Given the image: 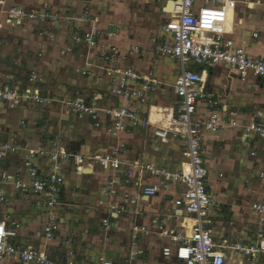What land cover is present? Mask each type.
<instances>
[{
  "label": "crops",
  "instance_id": "0c3cea01",
  "mask_svg": "<svg viewBox=\"0 0 264 264\" xmlns=\"http://www.w3.org/2000/svg\"><path fill=\"white\" fill-rule=\"evenodd\" d=\"M236 1L233 16L231 12H204L203 27L227 31L228 37L241 45L250 58L264 60V4L258 3L264 0ZM10 6L45 13L47 18L7 23L5 12ZM172 6L171 3L167 8L154 0H0V81L8 76L21 89L34 88L52 100L42 105L22 102L13 108L0 105V133L29 148L59 137L72 156L83 160L79 172L73 159L60 165L65 181L60 212L62 240L45 244L38 238L43 213L32 206L29 198L18 197L0 206V219L6 218L8 230L14 233L11 242L46 249L53 259L72 250L78 264L99 260L112 264H184L175 258L174 249L169 258L162 256L163 249L171 246L169 233L183 227V222L173 219L181 213L173 201L183 187L171 185L155 196H147L130 184L116 188L114 196L106 197L108 182L120 179L122 173L103 168L94 160L123 145V158L128 164L151 163L168 171L188 167L183 141L170 136L164 143L153 134L156 128L167 126L178 100L169 85L174 83L180 68L169 57L155 56L152 42L162 37L161 28L171 18ZM201 6L203 0H195L194 9ZM77 32H93L99 44L115 47L120 54L116 67H132L161 84L149 101L151 125L133 127L124 121L123 129L108 131L112 123L103 116L101 127L87 118L67 116V103L76 97L96 95L102 108L117 104L109 93L110 77L103 70L111 65L100 62L97 48L75 44L72 36ZM68 48L72 50L67 53ZM193 70L202 72L198 67ZM32 76L37 81L28 83ZM203 80L208 91L219 97L224 111L238 113L240 124L239 128L206 133L204 138L203 159L209 170L207 190L220 208L210 213L208 226L214 242L227 247L223 253L231 264H264V255H257L250 262L242 253L229 249L236 242L256 245L259 235L264 234V217L250 207L264 191V183L257 177L264 170V138L245 132L248 125L259 121L254 114L264 113V81L252 76L242 81L224 65L207 71ZM143 109L147 112L146 107ZM201 112L200 103L193 118L199 119ZM261 121L264 124L263 118ZM10 161L13 162L0 164V172L18 168L19 156ZM45 166L40 163L41 168ZM137 177L134 172L131 180ZM142 178L145 186H160L158 177L146 173ZM7 193L10 196V191ZM113 204H123L128 211L111 213ZM155 217L165 218L167 232L139 235L132 244L131 227H149ZM105 219L107 226L103 225ZM187 233L185 230L184 235ZM5 264L16 261L6 260Z\"/></svg>",
  "mask_w": 264,
  "mask_h": 264
},
{
  "label": "built area",
  "instance_id": "2783aa9c",
  "mask_svg": "<svg viewBox=\"0 0 264 264\" xmlns=\"http://www.w3.org/2000/svg\"><path fill=\"white\" fill-rule=\"evenodd\" d=\"M163 6L173 4L171 18L161 28L162 37L152 40L153 53L157 57H169L180 68L171 89L178 97L175 108L167 126L156 128L154 136L164 143L170 136L184 142L188 167L182 171H168L157 169L151 163L135 161L128 164L123 158V145L113 149L94 160L103 167L121 171L120 179L113 178L108 182L106 197L114 196L116 188L134 185L142 189L147 196L157 195L162 188L181 186L182 192L173 201L180 214L173 219L183 222V227L171 231L169 237L171 246L164 248L162 256L169 258L174 249L175 258L184 264H231L223 253L225 245H217L213 240L209 216L212 211L220 210L219 204L210 196L207 190L209 170L203 159V142L206 133H218L225 128H239L236 111L222 109L219 97L208 91L204 85L203 75L207 71L224 65L237 73L240 80L249 76L264 81V60L252 59L244 48L237 45L228 37V32L212 30L203 27V13L227 14L233 13L237 7L236 0H203V6L194 9L195 0H154ZM6 13L7 23H20L22 20H44L47 15L36 11H25L18 6L8 7ZM169 38L171 41L167 40ZM256 36L253 37L255 39ZM166 39V40H165ZM72 40L75 44H84L89 48H97V57L102 64L104 72L110 77L109 93L116 99L113 107L102 108L98 104V97H76L67 103V116L70 119L87 118L101 127L100 119L107 118L112 126L107 130L123 129L122 123L128 121L133 127L151 125V108L149 101L152 93L161 84L149 74L139 73L132 67L119 68L116 63L120 54L115 47L99 44L96 34L74 33ZM68 48L65 52H70ZM65 52H62L64 54ZM130 53H128L129 55ZM193 67L201 68L196 72ZM83 72L82 75H86ZM32 76L28 83L35 82ZM22 102L36 104H50L51 99L42 97L38 90L30 87L21 89L8 76L0 81V105L13 108ZM202 104L199 119H194L198 104ZM143 107H146L147 112ZM254 116L259 120L246 127V133H254L264 138L263 112H256ZM19 156L17 169L0 172V206L6 205L10 200L25 197L32 200V206L43 213L44 219L37 237L45 244L58 243L60 238V212L64 205L65 181L60 174L62 163L74 160L76 171H82L79 164L83 163L81 157L72 156L63 145L59 137L47 139L46 144L29 148L13 137H4L0 133V164H6L14 157ZM45 167L41 168L40 163ZM138 177L132 181V174ZM150 174L160 179V186H145L142 176ZM257 177L264 183V170L257 173ZM7 191H10V196ZM251 210L259 217H264V191L262 197L251 204ZM128 208L123 204H113L111 213H124ZM130 211V210H129ZM135 214H137L134 211ZM6 218L0 219V264L6 260H14L16 264H78L74 260V252L69 250L60 259H53L46 249L36 246H20L11 242L14 234L6 226ZM164 217H155L149 227L132 226L130 237L134 244L139 235L148 236L152 233H166ZM103 225L107 226L105 219ZM17 227V225L15 226ZM185 230L188 231L185 236ZM229 249L242 253L250 262L256 260L257 255H264V234L259 235L256 245L247 246L243 242H236ZM136 254V253H135ZM93 264H112L99 260Z\"/></svg>",
  "mask_w": 264,
  "mask_h": 264
},
{
  "label": "rangeland",
  "instance_id": "374dc122",
  "mask_svg": "<svg viewBox=\"0 0 264 264\" xmlns=\"http://www.w3.org/2000/svg\"><path fill=\"white\" fill-rule=\"evenodd\" d=\"M258 3H259V4H261V3H263V4H264V2H262V1H259ZM231 14H232V13H231ZM28 78H29V77H28ZM28 78H27V80H28ZM36 79H37V78H36ZM36 81H37V80H36Z\"/></svg>",
  "mask_w": 264,
  "mask_h": 264
},
{
  "label": "bare ground",
  "instance_id": "6f19581e",
  "mask_svg": "<svg viewBox=\"0 0 264 264\" xmlns=\"http://www.w3.org/2000/svg\"><path fill=\"white\" fill-rule=\"evenodd\" d=\"M170 5H171V3H170ZM170 5H169V6H170ZM170 8H171V9H169V10H170V11H173V6H172V7H170Z\"/></svg>",
  "mask_w": 264,
  "mask_h": 264
}]
</instances>
